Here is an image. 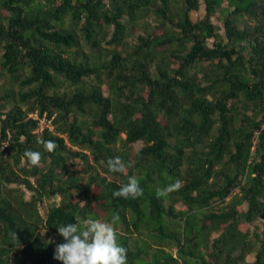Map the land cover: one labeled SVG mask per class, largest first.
<instances>
[{"label":"trees","instance_id":"1","mask_svg":"<svg viewBox=\"0 0 264 264\" xmlns=\"http://www.w3.org/2000/svg\"><path fill=\"white\" fill-rule=\"evenodd\" d=\"M202 1L193 21L199 0H0V264H62L56 227L115 213L127 264H170L173 250L183 264H264V229L248 228L264 213V0ZM148 16L152 31L127 41ZM35 111L52 130L35 132ZM116 156L124 173L108 169ZM77 158L86 180L69 170ZM129 177L143 195L113 198Z\"/></svg>","mask_w":264,"mask_h":264},{"label":"clouds","instance_id":"2","mask_svg":"<svg viewBox=\"0 0 264 264\" xmlns=\"http://www.w3.org/2000/svg\"><path fill=\"white\" fill-rule=\"evenodd\" d=\"M48 152L54 151L58 145L52 140L39 141ZM25 157L33 166H39L41 153L25 150ZM108 169L112 173H124L131 163H125L119 156L109 158ZM182 181L175 180L164 189L157 190V196H165L179 190ZM135 177H129L118 190L112 192L113 198L136 199L143 195ZM119 221V214L112 215L111 223L102 220L88 219L84 221L86 228L81 229L77 223H68L57 228L64 243L56 244L53 259L62 264H127V249L117 243L114 225ZM16 237V233H14ZM51 243V241H49Z\"/></svg>","mask_w":264,"mask_h":264},{"label":"rangeland","instance_id":"3","mask_svg":"<svg viewBox=\"0 0 264 264\" xmlns=\"http://www.w3.org/2000/svg\"><path fill=\"white\" fill-rule=\"evenodd\" d=\"M200 1V5H199V9L196 10V11H192L190 13V16L192 18L193 21H196L200 18H202L204 16V13H205V6H204V3L202 0H199ZM84 21V18H81L80 21L78 22V24L74 27L76 33H77V36H78V39L80 40V44H82L84 50L86 52L89 51V47L86 45V43L84 42V39H83V36H82V31H81V25ZM213 21L215 22V24H217L218 26L221 27V22L217 21L215 18H213ZM70 24V20L68 17H66L65 19V26H69ZM155 25V22L154 20L152 19V17H146V18H143V19H140L139 22L132 28H129L128 29L126 28L127 31L131 32V34H129V36L126 37V40L129 41V42H132L134 41L135 37L139 34H144L145 32H151L152 31V28L153 26ZM113 25L109 26V27H106L105 28V31H107V35L105 37V40L101 42V45L102 47H106V48H111L112 45L111 44H107V40L110 39L112 33H113ZM209 46L212 44V40H209L208 43H207ZM198 77L201 76V73H198L197 74ZM1 83H4L6 86H9L10 85V80L6 77L4 78V80L1 81ZM13 88L15 90H17V86L16 85H13ZM101 88L103 90V93L106 95L107 94V91L105 89V84H102L101 85ZM62 89V88H61ZM63 89H66V87H64ZM248 113H251V112H248ZM53 129V128H52ZM116 146H120L119 143L116 144ZM142 146V142L141 141H137L134 146H133V150L131 152V157H133L135 151L137 149H139L140 147ZM73 149H75V147H72ZM83 152H85L88 156H89V164L92 165L93 167H95V169L97 170V172H99L101 175H104L106 176L107 178H110L111 176L107 173L104 172V167H105V164L102 162L100 165L99 164H96L93 162V159L91 157V153L89 150H83ZM69 170L71 173H75L76 175H79V176H82L84 177L86 180V177L88 176L89 172L92 170V166H89V164H86L85 162H83L82 160H80L79 158L77 159H74V160H69ZM15 186V185H13ZM24 188H22L21 190H23ZM30 197V192H25V198L28 199ZM54 200L56 202L59 201V197L56 196L54 198ZM228 200V198L226 199ZM221 203H215V205H220ZM46 207H47V203L45 202L44 204H41L40 207H39V210H40V215L42 217H44V214H45V211H46ZM247 207V204L244 203L242 205V208L243 209H246ZM248 228H249V231L250 233H254V232H257V233H262L263 229H264V213H262L258 218H256L253 223L249 224L248 225ZM117 230L121 231L122 228L119 226L117 227ZM42 233H45V230H42ZM217 235V233H213L212 236H215ZM175 252V250H173V253ZM254 258V252H251L249 253L247 256H246V261L248 262H251Z\"/></svg>","mask_w":264,"mask_h":264},{"label":"built area","instance_id":"4","mask_svg":"<svg viewBox=\"0 0 264 264\" xmlns=\"http://www.w3.org/2000/svg\"><path fill=\"white\" fill-rule=\"evenodd\" d=\"M27 117L38 121V126H37V129L35 130V132L40 133L45 128H47L48 130H52V127H53L52 123H51V119L52 118L48 119L47 116H46V113H43L42 116H39L38 112L35 111V112H32V113H29ZM173 257L176 259V261L172 262L170 264H183L182 260L178 259L176 257L175 252L173 253Z\"/></svg>","mask_w":264,"mask_h":264}]
</instances>
